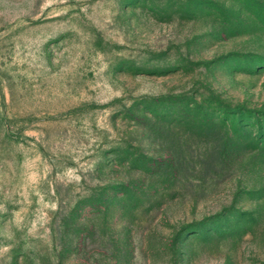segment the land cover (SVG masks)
Listing matches in <instances>:
<instances>
[{"label":"rangeland","instance_id":"374dc122","mask_svg":"<svg viewBox=\"0 0 264 264\" xmlns=\"http://www.w3.org/2000/svg\"><path fill=\"white\" fill-rule=\"evenodd\" d=\"M0 264H264V0H0Z\"/></svg>","mask_w":264,"mask_h":264}]
</instances>
